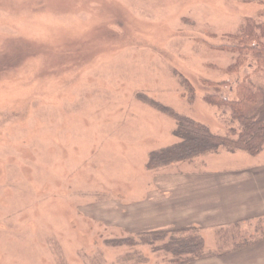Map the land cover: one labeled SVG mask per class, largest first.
Listing matches in <instances>:
<instances>
[{
	"label": "rangeland",
	"instance_id": "rangeland-1",
	"mask_svg": "<svg viewBox=\"0 0 264 264\" xmlns=\"http://www.w3.org/2000/svg\"><path fill=\"white\" fill-rule=\"evenodd\" d=\"M263 15L264 0H0V264L203 258L172 256L165 245L187 236L128 228V214L143 220L162 173L181 166L146 167L179 141L159 108L237 136L217 100L243 83L259 105L264 49H245L244 27ZM257 224L221 230L220 249L262 237Z\"/></svg>",
	"mask_w": 264,
	"mask_h": 264
},
{
	"label": "crops",
	"instance_id": "crops-1",
	"mask_svg": "<svg viewBox=\"0 0 264 264\" xmlns=\"http://www.w3.org/2000/svg\"><path fill=\"white\" fill-rule=\"evenodd\" d=\"M237 152L255 159L263 154L219 150L173 164L181 165L179 171L163 172L166 179L147 196L144 221L136 218L135 207L129 210L128 228L143 226L145 233L194 230L204 243L203 258L188 264H264V235L257 232L240 247L220 249L221 230L238 224L258 227L264 221V159L248 164Z\"/></svg>",
	"mask_w": 264,
	"mask_h": 264
},
{
	"label": "trees",
	"instance_id": "trees-1",
	"mask_svg": "<svg viewBox=\"0 0 264 264\" xmlns=\"http://www.w3.org/2000/svg\"><path fill=\"white\" fill-rule=\"evenodd\" d=\"M244 31L247 37V45H255L253 47H243L246 50L249 49L248 51L254 53L252 56L259 59L264 49V15L261 22L248 23L244 27ZM222 85L229 86L231 84L225 82ZM235 91L238 97L237 100L230 101L221 98V101H217L228 107L232 119L238 122L240 133L237 136H235L234 131L232 135L228 136L212 134L206 126L190 118L175 114L168 108H159L160 112L170 116L175 121L174 136L179 141L171 147L151 153L146 167L150 170L165 168L219 150L229 152L245 151L250 155L260 153L264 149V93L257 106L251 90L246 88L243 83L236 84ZM213 100L215 99L212 97V103H214ZM247 105L255 107L249 108L248 114L245 113ZM165 234L187 236L188 240H185L184 237H181L183 240L176 242L171 240L169 245H165L163 248L164 251L174 257L198 255L203 249V240L195 235L194 230L165 231L162 237H165Z\"/></svg>",
	"mask_w": 264,
	"mask_h": 264
}]
</instances>
